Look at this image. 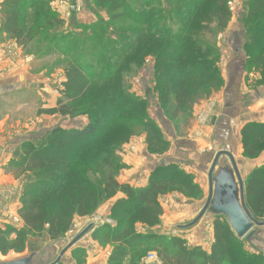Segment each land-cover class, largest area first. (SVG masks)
I'll return each mask as SVG.
<instances>
[{"label": "rangeland", "instance_id": "374dc122", "mask_svg": "<svg viewBox=\"0 0 264 264\" xmlns=\"http://www.w3.org/2000/svg\"><path fill=\"white\" fill-rule=\"evenodd\" d=\"M25 1L20 26L26 33L37 31L35 38L25 47L16 42L19 41L17 38L12 39L4 32L3 13L9 9L2 6L4 0L0 4V261L37 253L42 257L43 264H51L58 258L61 264L107 263L113 245L96 241L93 235L101 232L98 228L103 226L109 227V230L116 228L117 221L111 216V208L118 198L102 201L86 217H73L68 231L55 241L50 240L46 228L41 234L26 229L18 215L27 202V194L32 193L40 181L39 172L27 166L19 170L14 166L24 159L27 144L36 151L48 147L49 139L54 137L56 131L68 132L88 126L94 114L89 115L87 112L90 111H96L102 117L96 133L101 137L99 141H104L100 147L113 150L108 157L110 165L104 160H97L96 172L93 170L87 175L91 182L99 180L100 172L107 174L113 171L117 163L120 167L117 180L121 174L132 171L136 180L144 175L148 179L153 166L172 164L189 176L200 189L199 196L173 192L160 197L163 214L154 227L137 223L135 213L124 219L123 226L132 227L135 234L144 237L180 238L187 248L199 247L194 243L203 238L207 244L210 243L213 240L214 217L209 213L205 212L191 227L184 228L196 220L208 198V173L212 164L202 157L203 152L213 150L215 156L221 153L219 162L229 164L228 154L235 162H242L236 167L244 188L251 172L264 169V148L253 159L243 156L242 128L246 124L264 123L262 74L257 67L247 64L249 52L254 55L260 52V49L252 50L253 45L250 44L254 35L249 30L257 25V18L251 21L247 19L248 0H226L225 7L229 15L225 26L213 18L211 7L207 9L208 0L205 1L201 10L207 9L208 12L199 15L200 32H191L190 38L201 49V53H208L207 66L214 70L213 75L220 82L209 98H202L193 106L185 105L181 110H177L173 102L163 106L160 74L155 72L156 58L148 55L142 61L130 62L122 72H119L121 66L113 68L114 73L119 72L122 76V88L126 95L137 100L138 104L132 119L125 118L121 113L112 123L108 115L100 114L98 107L93 105V95L81 101L83 105H77L72 115L63 116L55 112L59 104H71L63 94L66 67L73 61L75 65L89 67V71L100 74L109 60L115 63L121 60L122 64L119 52L124 44L123 39H128L130 45L139 39L134 18L148 12L155 18L154 28L165 27L176 31L179 25L174 20L180 5L186 0H129L126 9L114 12L109 9L111 0H104L103 4L99 0ZM137 26L145 29V24ZM154 40L146 38L143 42L151 46ZM201 53L198 52L196 57L201 58ZM233 68L240 70L242 80L240 84L234 81L233 90L242 94V100L228 108L232 118L222 115L223 118L227 116L226 122L228 127L233 128V136L227 145L222 143L214 148L211 145L213 115L214 112L219 115L225 112L223 91L229 75L233 74ZM97 79L93 78L92 93L101 86ZM235 93L233 100L237 99ZM254 114H258L259 119L256 120ZM143 121H151L169 143L165 153L156 155L149 151L142 128ZM169 130L173 137L168 134ZM125 132L130 133L128 142L121 143ZM187 141L205 143H200L203 147L196 151L187 148ZM87 162L93 164L95 161L87 158L77 161V164L84 168ZM188 162L192 164L188 166ZM257 221L264 222V219ZM89 225L92 227L66 249ZM253 231L259 234L258 238L264 237V226L255 227ZM156 238L152 240L153 243ZM154 247L149 246V243L134 247L125 264H130L136 256H139V264H161ZM240 247L252 254H262L264 251V244L258 240L252 242L243 238ZM199 248L204 250L203 247ZM151 254L157 260L150 259ZM223 264H230V261L225 260Z\"/></svg>", "mask_w": 264, "mask_h": 264}, {"label": "trees", "instance_id": "16d2710c", "mask_svg": "<svg viewBox=\"0 0 264 264\" xmlns=\"http://www.w3.org/2000/svg\"><path fill=\"white\" fill-rule=\"evenodd\" d=\"M99 1L100 4L105 2ZM205 1L207 0L183 1L174 20L179 25L176 31L165 27L154 28L155 18L148 12L140 13L134 18L139 39L134 45H130L128 39H123L124 44L119 52L122 64L121 60L117 63L109 60L100 74L71 61L66 67V81L62 85L63 94L71 104H59L55 112L63 116L72 115L76 112L77 105H83L81 101H86L88 96L93 95V105L98 107L100 114L109 116L112 120L110 123L121 113L125 118L132 119L138 102L126 95L119 72L128 67L130 62L142 61L148 55H154L156 58L155 72L160 74L159 88L163 106L173 102L176 104L175 108L181 110L185 105L193 106L202 98H209L211 93L218 89L220 82L213 75L214 70L207 66L208 53H201V49L191 40L190 35L192 31L200 32L198 18L200 14L202 16L204 12H208V8L211 7V15L222 24L221 26H225L229 13L225 7L226 0H208L207 9L202 11L201 7ZM128 2L129 0H111L109 9L112 12L124 10ZM25 3V0H4L2 4L9 9L3 13V30L12 39L17 38L19 41L16 42L23 47L30 43L37 33L36 30L26 33L20 26ZM246 5L248 21L257 18V25L249 30L254 35L250 44L253 45L252 50L260 49L256 55L249 52L247 64L257 67L262 74L261 81H264V0H248ZM186 7L189 9L186 10ZM170 11H167L168 15ZM127 17L130 16L127 14ZM137 24H145V29ZM154 36L157 38H153ZM146 38L155 39L154 44H145L143 41ZM246 47H249V44H246ZM198 52L201 53V58L196 57ZM116 66H121L118 74L113 71ZM94 77L98 78L101 86L92 93L90 90L94 86ZM87 113H94L88 126L68 132L56 131L54 137L49 139V146L38 151L32 150L30 144H27L24 159L14 164L18 170L27 166L39 172L40 181L33 192L27 194V202L18 213L26 229L41 234L46 228L50 240H58L68 231L73 217H86L102 201L116 197L118 199L111 208V216L117 221L116 228L109 230V227L103 226L98 228L101 232H95L93 235L94 240L113 245L106 264H125L134 247L139 248L147 243L149 246H155L154 250L161 264H223L225 260H229L230 264H264L263 254H252L241 249L242 239L234 235L226 220L220 221L221 217L213 216V243L209 253L199 247H185L184 240L180 238L144 237L135 234L132 227L123 226L124 219L135 213L137 223L154 227L158 225L163 214L160 197L173 192L183 193L185 196H199L200 189L189 176L172 164L154 168L147 185L142 188H133L118 182V163L113 171L107 174L100 172L96 183L91 182L87 175L97 170V160H104L110 165L108 157L113 150L100 147L104 141H99L101 137L96 133L102 117L96 111ZM142 123L149 151L156 155L165 153L169 143L163 139L160 130L151 121ZM241 133L243 156L248 159L255 158L264 148V123L246 124ZM124 135L121 143L128 142L130 133L125 132ZM87 158L95 162H87L84 168L77 164V161H85ZM244 197L251 215L256 220H263L264 169L251 173L245 184ZM154 238L155 243L152 242ZM130 264H139V256L132 259Z\"/></svg>", "mask_w": 264, "mask_h": 264}, {"label": "water", "instance_id": "95a60500", "mask_svg": "<svg viewBox=\"0 0 264 264\" xmlns=\"http://www.w3.org/2000/svg\"><path fill=\"white\" fill-rule=\"evenodd\" d=\"M220 154L215 156L208 173L209 189L205 206L196 220L184 228L191 227L206 212L214 217L225 218L231 231L238 239L250 240L254 235L253 229L263 227L264 222H258L245 204L244 185L231 155H227L230 160L228 164L218 161ZM91 227V225L88 226L87 230L73 239L66 249L75 244ZM42 260L39 254L31 253L15 260L0 261V264H43ZM60 261L61 259L58 258L51 264H58Z\"/></svg>", "mask_w": 264, "mask_h": 264}, {"label": "crops", "instance_id": "0c3cea01", "mask_svg": "<svg viewBox=\"0 0 264 264\" xmlns=\"http://www.w3.org/2000/svg\"><path fill=\"white\" fill-rule=\"evenodd\" d=\"M0 0V4H1ZM233 74H230L228 77V82L225 85L224 91H223V100H224V106H225V112H223L222 114L219 115L218 112H214L215 116L213 115V122H212V126L213 127V131H212V135H211V145L214 148H218L222 143L226 144L230 141L231 137L233 136V128L231 129L230 126L228 127V124L226 122V118L227 116H225L223 118V114L224 115H228L229 117H231V113L230 111H228V108L232 107L234 105V102H239L242 100V94L241 93H235V90H233V86H234V81H238V84H240V81L242 79H240V70H237L236 68L232 69ZM237 75V76H236ZM240 79V80H239ZM237 84V85H238ZM234 93L237 95V99L233 100V95ZM258 114H254V118L259 119ZM232 118V117H231ZM262 121V118H261ZM237 123V121H236ZM170 136L173 137L172 132L169 130L168 133ZM200 143H205L204 141H197V143L195 142V144L191 141H187L186 142V146L189 149H193L198 151L201 147H203ZM213 150L209 151V152H203L202 157L205 158L206 162H209L212 164L214 158H215V153H212ZM218 154V153H217ZM216 154V155H217ZM232 157V156H231ZM221 158V157H220ZM219 158V160H220ZM233 159V157H232ZM234 160V159H233ZM244 161V160H242ZM235 162V160H234ZM238 163H242V162H235V164L237 165ZM192 163L188 162V166L191 165ZM155 167H152V170ZM150 170V169H149ZM239 173V172H238ZM252 173V172H251ZM240 175V173H239ZM121 178H119L118 182L121 184H128L133 188H142L145 187L147 185L148 179H146V175H144L143 177H140L138 180L135 179L136 176H133V171L129 174L127 173H123L120 176ZM241 177V176H240ZM208 189H209V182H208ZM90 226V225H89ZM259 234L255 232V234L253 235V237L250 239L253 241H257L260 242L261 244H264V237L262 238H258ZM209 241H211V239H209ZM249 241V240H248ZM211 243H213V240L210 243H206V240L203 238V240H200L199 242H195L194 245L199 246V247H203L204 251L206 252H210V247H211ZM253 248H255V250L259 251L256 246H254ZM264 253V251L262 252V254Z\"/></svg>", "mask_w": 264, "mask_h": 264}, {"label": "built area", "instance_id": "2783aa9c", "mask_svg": "<svg viewBox=\"0 0 264 264\" xmlns=\"http://www.w3.org/2000/svg\"><path fill=\"white\" fill-rule=\"evenodd\" d=\"M154 258H155V256L153 254H151L150 259H154ZM155 260H157V258H155Z\"/></svg>", "mask_w": 264, "mask_h": 264}]
</instances>
